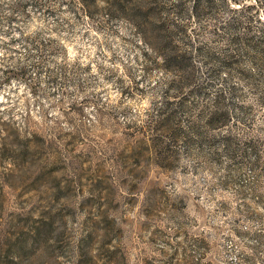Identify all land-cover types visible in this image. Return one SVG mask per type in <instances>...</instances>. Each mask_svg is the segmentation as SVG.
<instances>
[{
  "label": "rangeland",
  "instance_id": "1",
  "mask_svg": "<svg viewBox=\"0 0 264 264\" xmlns=\"http://www.w3.org/2000/svg\"><path fill=\"white\" fill-rule=\"evenodd\" d=\"M131 1L0 0V264H264V56L211 74L199 47L227 51L229 9L153 0L203 85L177 92ZM219 89L230 117L209 128ZM168 102L191 139L164 129Z\"/></svg>",
  "mask_w": 264,
  "mask_h": 264
},
{
  "label": "trees",
  "instance_id": "2",
  "mask_svg": "<svg viewBox=\"0 0 264 264\" xmlns=\"http://www.w3.org/2000/svg\"><path fill=\"white\" fill-rule=\"evenodd\" d=\"M99 0H82L83 4H98ZM127 0H102L109 8L118 6L121 9H125ZM134 1V3H133ZM153 0H132L131 12L128 11L133 21L143 30L151 35L159 54L163 58L165 68L172 70L176 73V76L172 80V88L177 92H183L187 85H192L191 91L201 92L203 85L200 82H196V68L192 62L191 57L186 52H180L175 43V37L177 29H184V24L174 23L173 25L166 23L159 16V12L155 9L152 3ZM218 4H223L230 11L227 17L222 21V28L226 33V42L228 44L227 51L216 56L211 50H205L199 47L210 62L208 71L213 74L216 69L225 68L226 70H237L244 57H248L251 60L259 63L264 56V32H255L252 25L249 22H244L243 15L246 10L250 8L251 4H246L245 0H195V4L191 15L199 18L205 12H211L216 9ZM176 7L181 10V3L177 2ZM126 11V10H124ZM254 31V32H253ZM250 82H254L255 74L239 72ZM229 93L236 91V86H229ZM225 96L223 90L219 89L216 96V106L213 108H207L204 106L203 110L208 113L205 114L206 125L211 128L217 124L223 123L230 117V111L224 104ZM162 122L164 123V129L172 134L173 137H179L182 134L188 140L191 136L181 131L180 127L171 128L172 122L176 117V110L170 103L166 105V110L162 112ZM202 117V116H201ZM173 127V126H172ZM203 125L193 122L190 128L196 133L198 139H202L205 134V130H202Z\"/></svg>",
  "mask_w": 264,
  "mask_h": 264
}]
</instances>
